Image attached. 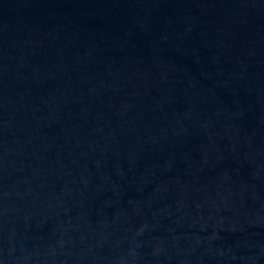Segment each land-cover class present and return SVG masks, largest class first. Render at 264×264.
I'll return each instance as SVG.
<instances>
[{"label": "water", "instance_id": "1", "mask_svg": "<svg viewBox=\"0 0 264 264\" xmlns=\"http://www.w3.org/2000/svg\"><path fill=\"white\" fill-rule=\"evenodd\" d=\"M0 264H264V0H0Z\"/></svg>", "mask_w": 264, "mask_h": 264}]
</instances>
